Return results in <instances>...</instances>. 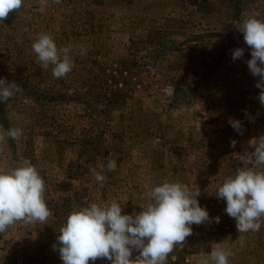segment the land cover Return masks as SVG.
Here are the masks:
<instances>
[{"label": "rangeland", "instance_id": "1", "mask_svg": "<svg viewBox=\"0 0 264 264\" xmlns=\"http://www.w3.org/2000/svg\"><path fill=\"white\" fill-rule=\"evenodd\" d=\"M232 1L23 0L0 20V79L23 88L0 107V171L35 166L52 213L0 233V264H63L58 236L73 211L115 200L123 214L139 213L165 181L200 191L210 215L191 225L166 264H213L219 243L229 264H264V218L259 231L239 233L218 198L228 178L252 166L248 156L264 138L260 77L248 68L242 32L221 56L228 44L221 34L234 15L237 27L249 17L264 20V0H240L239 10ZM42 33L70 48L73 67L62 78L33 51ZM237 48L244 55L233 60ZM16 128L18 138L6 135Z\"/></svg>", "mask_w": 264, "mask_h": 264}, {"label": "clouds", "instance_id": "2", "mask_svg": "<svg viewBox=\"0 0 264 264\" xmlns=\"http://www.w3.org/2000/svg\"><path fill=\"white\" fill-rule=\"evenodd\" d=\"M22 5L23 0H0V20ZM237 28L251 49L247 65L253 76L260 77L256 87L261 89L259 100L264 104V20L249 17ZM32 48L42 68L52 66L55 78L72 70L70 48H58L49 34H40ZM243 55L244 49L237 48L233 60ZM22 91L16 82L0 79V103ZM229 123L235 130L241 127L239 120ZM6 135L16 139L22 135V129H10ZM259 140L262 142L248 156L252 166L238 169L218 190V198L226 201L225 211L235 219L239 233L259 231L264 218V170H257V166L264 165V138ZM232 143L235 146V141ZM116 167V162L109 160L108 170ZM92 171L97 182L105 180L104 175ZM44 194L45 181L35 166L25 163L7 172L0 171V233L18 221H45L52 213ZM200 194L187 184L165 181L147 194L151 203L139 213L123 214V207L115 200L110 204L91 203L73 211L58 236L61 260L63 264H94L98 258H106L111 264H166L174 246L192 234L191 225L210 219L207 209L199 203ZM134 251L139 253L135 259ZM210 256L213 264H229L224 243L212 248Z\"/></svg>", "mask_w": 264, "mask_h": 264}, {"label": "trees", "instance_id": "3", "mask_svg": "<svg viewBox=\"0 0 264 264\" xmlns=\"http://www.w3.org/2000/svg\"><path fill=\"white\" fill-rule=\"evenodd\" d=\"M231 2L233 3L232 0H231ZM239 5L241 6L240 0H236V4H235L236 9L239 8ZM234 16H235L234 21L236 20L235 24L234 23L228 24L226 27L225 33L221 34L222 38H224L226 42L228 41V44L225 46L224 51L222 52L221 56H223L224 54H227L235 46V43L237 41H239V39H240L241 32L237 28L238 20H240L239 19V13L238 14L236 13V15H234ZM179 91H180V88H176L175 89V95ZM175 98H176V96H175ZM3 106H4V104L0 103V107L3 108Z\"/></svg>", "mask_w": 264, "mask_h": 264}]
</instances>
